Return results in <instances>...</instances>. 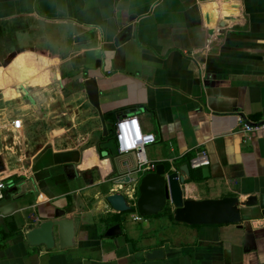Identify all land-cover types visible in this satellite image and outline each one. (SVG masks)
<instances>
[{
  "label": "crops",
  "instance_id": "obj_1",
  "mask_svg": "<svg viewBox=\"0 0 264 264\" xmlns=\"http://www.w3.org/2000/svg\"><path fill=\"white\" fill-rule=\"evenodd\" d=\"M88 78L104 116L135 115L155 135L148 162L177 170L204 150L209 172L189 169L184 198H238L241 224L114 212L107 197L136 198L147 173L117 154L114 123L106 133L84 92ZM30 85L51 95L39 107L57 134L20 164L3 161L0 264H264V131L244 142L237 122L264 121V0H0V110L25 105ZM250 196L257 203L244 207ZM56 210L74 218L75 246L30 247L26 233ZM115 224L122 234L105 239ZM156 250L163 257L148 260Z\"/></svg>",
  "mask_w": 264,
  "mask_h": 264
},
{
  "label": "water",
  "instance_id": "obj_2",
  "mask_svg": "<svg viewBox=\"0 0 264 264\" xmlns=\"http://www.w3.org/2000/svg\"><path fill=\"white\" fill-rule=\"evenodd\" d=\"M228 12V11H226ZM229 14V13H228ZM229 16V15H228ZM227 13L220 27L227 23ZM84 92L90 105L96 109L102 120L103 130L107 133L105 121L116 123L118 116L115 112L106 114L101 112L99 88L94 78L83 82ZM209 170H202L205 178ZM192 181L187 164L180 165L176 171L170 170L164 163L157 164L154 172L143 175L138 183V196L134 207L140 218L156 217L163 213L168 204L173 207L174 222L191 227H212L240 225L242 222L241 203L238 198L226 197L222 199L191 200L185 199L186 184ZM106 201L118 214L130 212L133 208L130 200L122 194L115 193L107 197ZM257 203L255 197L250 196L244 202V207H251ZM122 234L119 224H115L105 231L103 237L112 239ZM28 245L32 248L45 247L51 251L58 247L66 250L75 246V221L72 216H65V211L56 210L53 218L43 221L25 235ZM163 257L160 250L146 254L148 260Z\"/></svg>",
  "mask_w": 264,
  "mask_h": 264
},
{
  "label": "rangeland",
  "instance_id": "obj_3",
  "mask_svg": "<svg viewBox=\"0 0 264 264\" xmlns=\"http://www.w3.org/2000/svg\"><path fill=\"white\" fill-rule=\"evenodd\" d=\"M28 87V91L34 92L37 91L39 92L38 94H32L35 97H38L40 99V102L43 101V99H51V95L49 93H41V90L39 87L34 88L32 85L26 86ZM57 88V87H56ZM57 90V89H56ZM1 106L3 107L4 105L0 101ZM23 102L20 104H15L13 105V108L9 111H3L0 110V126H6L5 128L2 127L0 128V158L4 161H10L13 160V165L15 164H20L19 163V156L22 154L25 155V152L27 154L34 153L35 150H37L38 146L43 144L45 141H49L50 138L53 136V134H57L55 126H52L51 120L48 118H51L52 114H50L48 111H44L43 109V114L46 113V118L43 119H38L40 118L36 113H34L31 110H27L26 106L23 105ZM38 119V120H37ZM65 119L66 116L63 119L62 124H58V127H63L65 124ZM44 120V121H43ZM47 120H49L47 122ZM7 122L6 124L4 122ZM23 125L25 127L23 128ZM26 129L27 133L25 137L24 135V130ZM1 134H5L7 137V143H3L1 141ZM24 139V143L28 146V148H25V151H23V143L21 144ZM10 141V143H8ZM44 141V142H43ZM7 145V146H6ZM16 147V148H15ZM147 155L149 156V151H147ZM14 157L8 158V157ZM17 160V161H16ZM23 161V160H22ZM2 177H0L1 179ZM3 179V178H2ZM4 180V179H3ZM8 183V182H5ZM137 191V190H136ZM138 196V193H137ZM134 204V203H133ZM172 206L170 204L167 205L165 211L163 212V215L160 218L165 219L166 221L172 222L169 219V214H172ZM133 209L135 210V207L133 206ZM136 211V210H135ZM137 214V212H135ZM173 216V215H172ZM152 218V217H151ZM144 219V218H143ZM143 225V223H140ZM173 224V223H172Z\"/></svg>",
  "mask_w": 264,
  "mask_h": 264
},
{
  "label": "built area",
  "instance_id": "obj_4",
  "mask_svg": "<svg viewBox=\"0 0 264 264\" xmlns=\"http://www.w3.org/2000/svg\"><path fill=\"white\" fill-rule=\"evenodd\" d=\"M239 132L244 137V142L249 140L255 133L264 131V121L248 122L245 118L237 117ZM112 137L116 145L118 155H134L137 161V173L154 172L156 165L148 162L146 158V149L156 143V137L153 134L143 132L137 116L130 115L119 118L114 124ZM209 158L204 150L195 154L189 160L188 167L190 170H200L209 166ZM172 171H176L172 168ZM136 186V185H135ZM7 184L0 179V201L4 199ZM129 200L135 201V197L128 196Z\"/></svg>",
  "mask_w": 264,
  "mask_h": 264
},
{
  "label": "trees",
  "instance_id": "obj_5",
  "mask_svg": "<svg viewBox=\"0 0 264 264\" xmlns=\"http://www.w3.org/2000/svg\"><path fill=\"white\" fill-rule=\"evenodd\" d=\"M23 99H24V102H25V106L32 110L34 113H36L40 118L44 117V114H43V110L42 108L39 107V104H40V99L38 97H35L33 96L29 91L27 92V94L24 93L23 95ZM4 171V164H3V160L2 158H0V173H2ZM8 183H10V181H7ZM136 211L134 209H132L130 212H127V213H135ZM163 215V213H161L160 215L156 216V217H161ZM169 219L174 222V219H173V216L172 214L170 213L169 214ZM120 221V217L119 215L115 216L114 218L111 219V221L109 222V224H112V223H119ZM176 223V222H175ZM5 248V245L4 244H1L0 245V251L2 249Z\"/></svg>",
  "mask_w": 264,
  "mask_h": 264
}]
</instances>
